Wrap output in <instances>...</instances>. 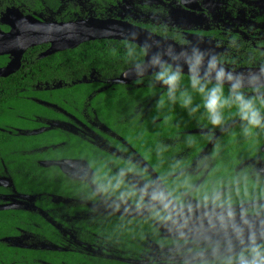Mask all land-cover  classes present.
Returning a JSON list of instances; mask_svg holds the SVG:
<instances>
[{"label":"flooded vegetation","instance_id":"af4514ba","mask_svg":"<svg viewBox=\"0 0 264 264\" xmlns=\"http://www.w3.org/2000/svg\"><path fill=\"white\" fill-rule=\"evenodd\" d=\"M88 18L125 22L178 44L200 37L231 71L264 64V0H0V52L16 46L24 20ZM91 41L110 57L93 60L80 77L59 75V53L72 49L49 53V42L29 46L19 70L0 77L2 88L24 91L0 99V134L12 137L0 146V264H220L247 246L250 231L264 243V140L257 145L255 131L245 137L234 110L214 127L203 107L190 115L168 100L172 113L162 129L167 89L152 73L113 81L132 71L127 44H141ZM72 55L78 63L77 51ZM11 58L0 54V69ZM19 73L24 81L15 83ZM121 169H130L127 181L137 188L162 182L178 197L173 216L187 226L160 220L148 197L125 202L97 190L98 177ZM185 179L191 189L182 195ZM214 187L230 207H204L201 195Z\"/></svg>","mask_w":264,"mask_h":264},{"label":"clouds","instance_id":"9594fccd","mask_svg":"<svg viewBox=\"0 0 264 264\" xmlns=\"http://www.w3.org/2000/svg\"><path fill=\"white\" fill-rule=\"evenodd\" d=\"M131 40H138L136 33L131 34ZM231 43L235 45L236 41ZM127 47L135 75L142 79L149 68L156 69L152 73L151 81L165 86L167 100L173 104L179 102L190 115L203 107L208 123L214 127H222L225 123V112L234 110L245 137L255 130L264 131V64L255 71L234 72L224 66L223 56L199 46H191L190 49L185 48L177 53L174 47L169 45L166 50L149 54L153 47L150 38H146L138 49L136 43H129ZM185 65L187 73L184 71ZM185 79L191 91L184 86ZM194 94L199 95L201 104H193ZM164 104V99H161L160 107ZM129 171L130 169H121L113 176L98 177L97 190L104 194L116 195L119 200L125 202H143L145 197H148L152 202L154 214L160 220L171 222L178 229L187 226V221L180 224L172 214L178 197H174L159 184L145 185L142 188L129 184ZM181 186L186 190L182 195L191 189L187 179ZM236 191L239 193L238 187ZM201 202L205 208L216 209L226 205L230 207V199L225 200L219 187L204 191ZM232 215L231 212L228 213L229 218ZM217 219L222 226L227 227L223 215H219ZM242 223L247 224L248 221L243 220ZM231 229L237 236L243 233V228L237 223H232ZM220 264H264V243L258 242L255 233L250 231L247 246L235 255L224 257Z\"/></svg>","mask_w":264,"mask_h":264},{"label":"water","instance_id":"95a60500","mask_svg":"<svg viewBox=\"0 0 264 264\" xmlns=\"http://www.w3.org/2000/svg\"><path fill=\"white\" fill-rule=\"evenodd\" d=\"M23 31L21 36H14L12 41H15L16 46L8 49L3 53H11V61L3 68L0 69V77H6L15 73L22 65V57L24 52L29 46L35 44L49 42L52 44L49 53L56 51H62L66 49H74L81 44L102 38H125L131 40V34L136 33L138 40L135 41L139 44H143L146 38H150V43L152 44L151 52L166 50L169 45L174 47V50L179 53L182 49L189 48L191 46H199L201 49L203 47V42L200 37L192 38L191 44H178L170 39L160 38L148 31L132 27L131 25L112 19H78L71 22H59L57 24L42 23L32 20H24L21 24ZM147 59V58H146ZM167 59V57H166ZM182 63V61H181ZM258 68H251L249 70H240L237 72L247 73L248 71H255ZM156 69H151L145 73V75L153 73ZM185 73H187V66L184 68ZM235 72V71H234ZM129 73H134L129 70L127 73L123 74L121 77L114 79V82L118 83H128L130 79L126 78L125 75ZM144 75V76H145ZM161 86H163L161 84ZM232 124L228 125L229 128ZM225 128V129H226ZM264 151V146L262 147ZM64 171L67 170L66 164H61ZM163 183L161 182V185ZM164 187V185H163ZM4 207H0L2 209Z\"/></svg>","mask_w":264,"mask_h":264},{"label":"trees","instance_id":"16d2710c","mask_svg":"<svg viewBox=\"0 0 264 264\" xmlns=\"http://www.w3.org/2000/svg\"><path fill=\"white\" fill-rule=\"evenodd\" d=\"M98 43V42H97ZM95 44L94 41H88L80 46H78L75 49L66 51V52H60L59 53V68L61 72H59L60 76L65 77L66 80H70L71 77H80L84 72H86L87 68L90 67L92 64L91 62L94 60L96 63L99 61L106 60L110 56L108 54L104 55V51L107 50L104 47L99 46L98 44ZM102 50V54L101 51ZM77 51L78 55L76 58L78 59V63L73 62V55L72 52ZM44 65V64H42ZM68 66H74V70H69ZM23 73L16 74L13 78L15 83H22L24 80L20 79V75ZM185 82H187V79H185ZM191 91V90H190ZM24 91L22 90H16V89H4L1 86L0 81V99H7V98H19V96H22ZM166 95L162 99H166ZM193 99H201L199 95L194 94ZM165 101V100H164ZM0 107L6 108V105L0 104ZM177 107V106H176ZM182 107V106H180ZM183 108V107H182ZM159 116H164V120L159 126L162 129L168 128V122H169V114L172 113L168 104V101L166 99L165 104L163 107H160L159 105ZM226 113V112H225ZM11 136L1 133L0 134V146L8 145L11 141ZM264 140V131L261 130H255V142L257 145L262 143ZM11 144V143H10Z\"/></svg>","mask_w":264,"mask_h":264}]
</instances>
